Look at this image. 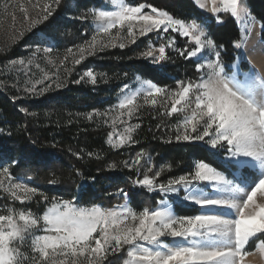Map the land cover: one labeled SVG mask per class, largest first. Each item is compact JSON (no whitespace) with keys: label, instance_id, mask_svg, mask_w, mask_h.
<instances>
[{"label":"snow or ice","instance_id":"snow-or-ice-1","mask_svg":"<svg viewBox=\"0 0 264 264\" xmlns=\"http://www.w3.org/2000/svg\"><path fill=\"white\" fill-rule=\"evenodd\" d=\"M28 3L39 9L36 16L30 17L29 8L18 4L30 30L46 21L61 0H36L34 4L28 0ZM107 3L111 8L94 9L83 17L91 15L97 22L96 30L91 41L79 46L78 58L73 54L75 64L87 55H94L97 47L103 50L109 43L117 46L113 41L122 32L135 43L137 35L171 30L188 38L190 47L177 51L185 59L195 58L197 74L196 79L178 81L173 90L143 81L140 88L120 99L116 106L119 116L113 118V124L124 115L131 119L143 105L156 107L158 98L164 97L161 106L168 105L164 114L181 116L175 125V140L204 141L212 149H224L228 174L198 160L191 171L166 183H158L165 167L152 175L148 174L152 172L149 168L142 178L134 181L149 191L177 196L182 191V201L196 207V214L192 215H177L167 199L153 209L139 212L127 203L106 209L56 201L43 215L30 209L6 207L0 210V264H105L109 255L121 252L125 253L122 264H243L249 254L247 245L264 235V75L254 69L241 73L238 63L226 68L219 51L223 46L217 45L194 21L189 23L143 3L131 5L128 0H107ZM196 3L205 7L201 0ZM212 5L214 14L227 13L238 21L251 19L242 0H219V7L217 0H212ZM9 7L6 2L3 10L8 12ZM146 7L150 11H144ZM11 20L14 26L17 20L14 13ZM216 20L222 23L219 15ZM249 32L246 25L233 42L236 49L246 47ZM18 34L23 36L24 31L19 30ZM101 34L109 37L108 42L98 39ZM173 46L172 39L158 49L150 44L141 55L158 63L167 59L166 48ZM44 52L51 49L45 48ZM205 52L209 53L208 58ZM84 76L93 84L96 82L91 70L85 71ZM26 91L35 93V86ZM140 97L143 105L137 102ZM136 127L127 126L116 141L112 139L113 133H109L108 142L113 147L134 142L131 134ZM143 155L137 154L133 164L126 166L138 165ZM166 167L170 169L171 165ZM240 169L246 170L243 176L239 175ZM0 190L21 205L37 195L48 199L37 188L16 180L9 167H0ZM255 248L264 251V239H256Z\"/></svg>","mask_w":264,"mask_h":264},{"label":"trees","instance_id":"trees-1","mask_svg":"<svg viewBox=\"0 0 264 264\" xmlns=\"http://www.w3.org/2000/svg\"><path fill=\"white\" fill-rule=\"evenodd\" d=\"M71 1L61 0L53 14L38 29L56 39L63 33H71L70 30L81 35L80 23L66 18ZM75 1L79 8L99 5V0ZM133 1L137 5L143 3L165 10L188 22L203 24L209 37L217 45L223 46L220 49L224 63L233 64L237 61L238 49L233 42L239 38L242 29L237 19L230 14L219 15L222 23H218L215 16L205 14L194 0ZM248 3L252 14L264 25V0H248ZM72 37L66 35L61 41H66V38L71 40ZM176 37L178 49L190 47L187 39L179 34ZM155 39L152 35L125 48L110 49L100 57H90L88 64L94 63L98 73L102 74L99 75L97 89L87 82L77 83L72 79L66 85L37 97L25 93L18 76L5 69L6 65L25 56L24 48L29 45V39L0 49V126L6 130L0 138V154L10 162L16 160L11 173L33 178L42 187L41 193L48 200L54 197L74 200L79 197V203L83 205L100 203L113 207L126 201L125 197L117 194L124 187L132 206L141 211L155 208L161 199L160 193H150L134 183L142 178L150 166L144 158L146 154L156 164L149 175L165 167L158 178L161 183L191 171L193 163L198 160L226 171L217 154L207 146L178 142L170 137V128L163 124L165 121L161 120L160 113L155 109L143 111L144 123L131 148L115 149L107 143L109 127L98 122L97 113L104 112L113 102L117 84L122 80L140 74L167 90H173L178 81L197 78L194 60L185 59L179 51L168 52L167 66L164 68L144 60L141 54L147 50L150 40L154 42ZM61 41H58L60 47L63 44ZM160 42L157 39L155 46H160ZM139 153L144 154L139 167L125 165L127 160ZM167 165H171V168H167ZM84 184H87L86 187H83ZM2 203L4 199L0 195ZM44 208L42 206L40 209ZM193 209L187 214L195 213L196 208ZM256 239H264V235ZM115 259L112 264H118L120 259Z\"/></svg>","mask_w":264,"mask_h":264},{"label":"rangeland","instance_id":"rangeland-1","mask_svg":"<svg viewBox=\"0 0 264 264\" xmlns=\"http://www.w3.org/2000/svg\"><path fill=\"white\" fill-rule=\"evenodd\" d=\"M194 1L196 3V0ZM6 2L10 4L8 12H5L3 10ZM35 2L36 0H32L33 4ZM201 2L205 4V7L204 8H201L199 6L198 7L205 14L212 15L215 17L217 15L223 14V12L217 13V14H214L212 12L211 10L213 7L212 0H201ZM19 3H23L25 4V7L29 8L30 17L36 16L37 13L39 12V9H33L31 7V5L28 3V0H0V49L10 47L16 43L21 42L25 38L29 39L30 41L29 45L25 46L24 48L25 56L23 58L16 60L17 62L23 60L24 63L23 64H20V63L13 64L11 62L10 64L5 66L6 70L18 76L21 89H23L25 93H27L28 95H33L35 97L44 95L48 91H51L52 89L56 90L57 88H60L61 86L66 85V83H68L72 79L79 81L77 83L87 82L91 84L94 87V89H97L98 82H99L98 81L99 75H102V74L98 73L97 68L94 63L90 62L88 64L87 60L93 56L100 57L102 53L110 49L121 48L118 46L119 43H124L125 46L123 48L134 44L132 42V38L127 37L126 32H122L121 37H118L115 41H113V43H115L117 46L113 47L111 46V43H109V45L105 47L103 50H100L99 47H97V50L94 55H87L86 58L82 60L79 64H75L73 60V54H75L76 58H78L79 46L84 45L86 41H91V38L95 34V30H96L97 22L93 20L92 16L88 15L87 18H83V17L94 9L111 8V5L107 3V0H99V5L94 4L90 6L89 8H82V7L79 8L77 2L75 0H72L69 4V11L66 14L67 15L66 18L71 19L72 21L76 20L80 23L79 29L81 30V35H78L73 30H70L71 33H67V34L63 33L61 34V37L58 39H56L54 36H51L43 31H40L38 27H40L41 23L37 24L35 27H32L29 30L27 28V24L22 19L23 13H21L18 9ZM128 3L131 5H137L134 3L133 0H128ZM12 5H15V7H13ZM242 6L247 9L251 19L244 18L242 20H239V21L237 20V21L239 22L242 30L244 29L246 25L250 27V32L248 33V40H247L246 47L243 49H238L237 61L235 63L239 64L241 73L248 72L254 69L258 73L264 75V39L262 38V32L264 30V28H262L263 23L261 20H259L256 16L252 14V10L249 6L248 0H242ZM217 7H219V0H217ZM144 11H150V9H147L146 7ZM11 13H14L17 18L14 26L11 20ZM194 22L197 25H199L200 28L204 32H206L207 35L209 36L208 30L203 24H199L196 21ZM19 30L24 31L23 36H19L18 34ZM116 31L117 30L115 29L113 30V35H115ZM177 34L179 33L173 32L171 30H169V32L167 33L151 32L145 36L137 35L135 43H137L142 38L151 37L153 35L154 37H156V39L154 40V42L150 40V42L148 43V46L151 44L152 47L158 49L162 44H167L169 39H172L174 41V46L166 48V56L168 59L169 51H171L172 53L177 52V49H178L177 47L178 39L176 37ZM66 35H70V37L72 36L73 37L71 38V40L66 38L65 39L66 41L62 42L61 39H64ZM181 37L183 39H187L188 41L187 37H184V36H181ZM98 39H102L103 41L108 42L109 37L103 36V34H101V36L98 37ZM157 39L161 41L159 44L160 46L158 47L155 46L154 44L155 41H157ZM58 41H61L63 43L61 47H60V42ZM45 48H50L51 52L45 53L44 52ZM69 49L72 50L71 53H69L68 51ZM219 51L221 54L220 48H219ZM66 56H67V59L65 60L64 58ZM204 56L205 58H208L209 53L205 52ZM141 57L144 60L150 61V63L154 64L156 67L164 68L167 66V62H168L167 59L164 61H160L158 63H154L150 57L146 58L143 55H141ZM192 59L195 60V58H192ZM61 61H63V63H61ZM225 65H226V68H230L232 64L225 63ZM87 70H91L96 75V82L94 84L90 81V79L87 76H84V73ZM82 76H84L83 79H81ZM143 81H151V80L142 77L140 74H134L122 80L120 83L117 84L118 88L114 94L113 102L107 106L104 112L97 113V120H99L98 122H102L105 125H107L109 127L110 133H113V136H112L113 141L118 140L119 135L124 133V129L127 126L138 125V127H136L135 130L131 134L134 142L126 143L122 147H113L108 142V139H109V136H108L107 143L115 149H128V148H131L133 145H135L136 136L144 123L143 111L146 109H155L156 111L160 113V116L162 117V119L161 118L160 119L162 121H165L163 124H165L166 127L170 128L169 136L175 139V125L177 121L181 119V116L178 114H174L173 116H168L164 114L166 107L168 106V105L161 106L163 103L164 97L158 98V104L156 107H153L151 105H143V98L140 97L137 102L143 106L140 107L139 110L134 113L131 119H129L127 115H124L122 117H119L116 120V123L113 124V118L119 116L120 110L116 106L118 105L120 99H122L125 93L129 91H136L138 88H140L141 83ZM152 83L155 84L154 82ZM33 85L35 86V90H36L35 93L26 91V89L31 88ZM157 86L162 89H165L161 87L160 85H157ZM121 120H123L125 123H121ZM5 133H6V130L0 126V138L3 135H5ZM179 142H192V143L203 144L207 146L211 151L216 153L217 158H219V160H221L222 163L225 165V150L224 149H212L204 141L192 140V141H179ZM136 158H137V154L135 156H132L129 161L127 160L125 162V165L126 163L128 165H132L133 161H135ZM144 158L148 161L150 165L147 168V170L151 168L152 171H154L155 169L154 167H156L155 166L156 164H153V160L150 157V155L146 154ZM142 161H143V157L140 160L137 167L141 165ZM15 164H16V160L10 162V160L7 157H3L0 154V167H9L11 171L12 166ZM135 166H129V167H135ZM245 171H246L245 169H240L239 175L243 176L245 174ZM225 172L226 174H228L227 170ZM12 176L20 182L27 183L30 187L37 188L38 193L42 194L41 193L42 187L38 183H36L33 180V178L24 177V176H15L13 174ZM229 178H232L231 175H229ZM158 183H161V182H158ZM86 185L87 184H84L83 187H86ZM135 185L141 189H145L149 191L148 189L144 187H141L137 184ZM121 190L123 191L124 195H121ZM149 192L150 193H160L161 194L160 201L163 199H167L173 205V208L177 215H192V214H187V212L189 210H194L193 208H196L190 203L182 201V196H183L182 191L179 194V196H177L176 194H172V193L165 194L159 191H149ZM117 194L120 197H125L126 201L122 203H117L113 207L104 206L103 204H100V203H90L87 205H83L79 203V197H76L74 200H67V199H63L60 197H57V198L54 197L52 200H48V199L44 200L42 196L40 195H37L36 197H34L30 202H26L24 205H21L18 201L13 202L8 197L7 193L0 190L1 198L4 199V203L0 204V210L5 209L6 207L12 206L16 208L30 209L33 213L37 215H43L46 209L51 206L52 202L72 201L78 207H91L93 205H97V206H100L106 209L115 208V207H118L119 205L127 203L129 207L137 211L132 206L129 195L124 187L120 188ZM40 199L42 200L40 201ZM42 206L45 207L43 210L40 209ZM149 209H153V208H149ZM193 214H196V212ZM37 234H42V233L37 232ZM253 241H251L249 245H247L246 247V251L249 254L245 257L243 264H264V251H262L261 249L255 248L256 243L254 245ZM124 255H125L124 252L109 255L108 261H106L105 264H112V261L114 263V261L116 260L115 258L117 257L120 259L119 261L117 260L118 261L117 263L122 264V258L124 257Z\"/></svg>","mask_w":264,"mask_h":264}]
</instances>
